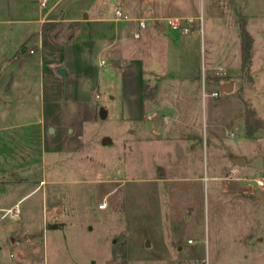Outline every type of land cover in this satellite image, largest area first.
Here are the masks:
<instances>
[{
  "label": "rangeland",
  "instance_id": "rangeland-1",
  "mask_svg": "<svg viewBox=\"0 0 264 264\" xmlns=\"http://www.w3.org/2000/svg\"><path fill=\"white\" fill-rule=\"evenodd\" d=\"M56 1L57 11L64 9L69 15L86 10L91 16L111 17L116 6L121 8L132 33L119 46L120 69L132 61L146 71L168 70L164 50L155 46L160 37H146V32L167 18H193L191 33L182 37L196 42L193 60L181 61L195 66L201 87L185 94L181 102L191 104L194 119L187 131L195 137L190 142L175 139L133 147L126 107L135 104V79L131 72L115 70L108 58L103 67L97 57L92 61L95 77L108 82L115 94L113 100L108 89L101 90L102 97L93 104L105 106L108 116L99 113L94 118V110L71 94L76 102L70 105H58L57 110L53 103L47 105L55 134L45 127L44 138L34 108L38 100L30 93L36 82L16 90L12 107L0 85V207L4 208L0 239L8 241L1 256L14 259L10 254L15 253L11 241L16 233L10 230L24 220L32 232L21 264H264V244L251 246L248 237L253 234L257 241L264 233V207L233 195L238 185L250 187L254 198L264 189L254 181L230 178L232 155L257 148L264 155V127L255 133L262 139L249 140L241 126L245 100L264 126V0H49L47 7ZM141 19L146 20V29L139 28ZM243 28L254 40L247 73L239 64ZM167 29L164 36L174 33ZM210 63L225 64L237 75L219 78L234 81L233 92L217 84L211 87ZM72 79L71 71L57 82L46 80V97L50 90L58 95L71 87ZM168 93L180 101L178 93ZM159 98L149 107L161 109L164 103ZM162 132L181 133L173 125L164 126ZM104 138L110 142L104 144ZM51 144L63 151L53 152ZM154 177L164 180L154 182ZM11 181L22 184L8 187ZM105 201L108 207L101 209ZM17 206L18 217L2 218ZM55 221L63 226L54 229Z\"/></svg>",
  "mask_w": 264,
  "mask_h": 264
},
{
  "label": "crops",
  "instance_id": "crops-1",
  "mask_svg": "<svg viewBox=\"0 0 264 264\" xmlns=\"http://www.w3.org/2000/svg\"><path fill=\"white\" fill-rule=\"evenodd\" d=\"M48 2L46 6H42L41 0H0V85L4 87L2 91L6 100H10V103L7 102L8 107H12L17 101L14 97L16 90L19 91L23 85L32 87L33 81L36 82L34 84L35 88H31L30 93L35 94L38 100L34 108H36L35 111H39L37 122L41 125L39 134L41 138H44L42 134L45 127L48 128L50 135L55 134V131L53 133L50 132L53 124V112L47 108L49 103H53L55 105L54 110H57L58 105L65 103L70 105L73 103L72 101L77 99L76 101L78 102L82 101V105L94 110V118H97L99 113L102 114L103 111L106 117L108 116L109 113L105 106L93 105L97 99L102 97L101 90L107 92L105 89L109 87L108 82L103 78L95 77L92 61L96 57L100 67L107 64L108 58L115 70L123 73L128 71L134 76H132L135 79L132 91L134 92L135 104L134 106L130 104V106L126 107L127 117L130 118L133 126L131 130L133 147H137L138 143L141 142H145L147 147H150L155 142L175 139L190 142L195 137L187 131L194 119L191 104L181 102L184 100L185 94L198 92L201 87L198 84V71L194 68L195 66L186 65L181 61L185 59V61L191 62L193 60L192 53L195 50L194 47H196L194 39L190 37L182 38L188 34H182L175 30H173V34L164 36L168 29L166 28L165 31H162L158 24L156 28L153 27L146 32V37H152L153 35L160 37L156 41L155 46L164 50L163 52L169 61L168 70H163L160 73L151 70L146 71L142 65L137 67L132 61H125L123 68L120 69L119 46L130 38L132 29L129 24L130 21L117 19V6L115 7V15L111 17L107 15L91 16L90 12L86 10L75 11V13L69 15L64 9L57 11L59 1H56L50 7H47ZM45 7L47 8L45 9ZM85 14H87V18H85ZM155 18L158 19L160 17ZM139 28L146 29L147 27L141 28L139 25ZM72 29H75V32L67 35ZM134 35L138 36V33L136 32ZM170 59L173 60L172 65H170ZM205 62L206 58L203 63V73L207 70ZM239 64L242 70V58ZM212 65L208 67L211 71L209 74L211 87H214V84L221 85L222 83L230 82L219 78L237 76L233 75L225 64L221 63L218 67ZM171 66L175 68L173 71L169 70ZM60 68L67 70L66 76L58 73ZM71 71L73 72L72 86L64 88L65 91H61L58 95L57 92L50 90L47 98V91H45L46 80L57 82L59 77H67ZM38 78L39 87L37 85ZM36 87L38 88L36 89ZM92 88L96 89V91H92ZM108 90L109 92L112 91ZM168 92L178 93L177 99L180 101L177 102L175 99H170ZM71 94L76 99L72 100ZM109 97L115 100L114 92H111ZM158 98L163 101V107L161 109L149 107L150 102ZM187 100L189 99L187 98ZM245 102L250 106L248 101L245 100ZM253 109L256 111L255 108ZM256 113L259 117L257 111ZM168 125L175 126L181 133L176 136L162 132V128ZM241 126L245 137L249 140L263 138L262 135L252 138L247 136L245 118H242ZM56 147L51 144L53 152L63 151L59 146ZM238 157L245 160V165L240 166L234 163V159ZM256 157H260L264 164V155L259 148L249 154L237 153L232 155L230 160V174H232V177L230 178L241 182L254 181L257 183L256 180L263 176L264 167L258 169L250 165ZM237 167L241 168V170H238ZM233 170L235 173H233ZM237 173L240 174L239 177L234 176ZM163 180V177L152 178L154 182ZM21 184L12 183L11 181L7 186L13 185L12 187H16ZM261 188L264 189V187ZM250 190L248 186L238 185V189L233 195L248 203L258 201V204L264 207V204L260 202V200H264V192L259 193L258 197L254 198ZM24 198L25 196L19 199L15 205H18ZM104 203H106V206L101 209L108 207L107 202L105 201ZM1 209L4 208L0 207ZM4 217L6 216L3 214L2 218ZM57 223L59 224L60 222L55 221L52 224L54 229L63 226V223L59 225ZM30 226V223L23 220L18 223V227L12 231L10 230V233H16V236L11 241L12 247L15 248V253L10 254V258H14L13 260H10L7 256H1V252L8 247V241L4 237L0 239V264H10L12 262L21 264L20 260H24L26 257L27 251L25 248H29L31 240L28 236L32 232ZM248 237L251 246L264 244V233L258 235L257 241L254 240L253 234H248Z\"/></svg>",
  "mask_w": 264,
  "mask_h": 264
},
{
  "label": "trees",
  "instance_id": "trees-1",
  "mask_svg": "<svg viewBox=\"0 0 264 264\" xmlns=\"http://www.w3.org/2000/svg\"><path fill=\"white\" fill-rule=\"evenodd\" d=\"M253 37L245 28L241 32V54H242V70L247 73L250 71V64L252 59ZM246 108V134L248 137H256L255 133L263 129V122L257 116L256 111L249 105H245Z\"/></svg>",
  "mask_w": 264,
  "mask_h": 264
},
{
  "label": "built area",
  "instance_id": "built-area-1",
  "mask_svg": "<svg viewBox=\"0 0 264 264\" xmlns=\"http://www.w3.org/2000/svg\"><path fill=\"white\" fill-rule=\"evenodd\" d=\"M48 0H41V5L42 6H46L47 5ZM116 17L119 20H128V16L123 14V11L121 10L120 7L116 8ZM166 22H164V26L166 28H169L171 30H175V31H179L182 34H190L192 31V23H193V18L191 17H172V18H167L165 20ZM139 25L141 28H145L146 27V20L141 19L139 20ZM104 64V62H103ZM220 70H222V68H220ZM213 96L217 97L218 96V92L215 91L212 93ZM233 173H235V171L233 170ZM257 183L259 186L264 187V177L258 178ZM106 206V203H102L100 205V208H104ZM5 216L7 215H12L14 217H18L20 215V209L19 207H15V208H10L7 209L4 213Z\"/></svg>",
  "mask_w": 264,
  "mask_h": 264
},
{
  "label": "water",
  "instance_id": "water-1",
  "mask_svg": "<svg viewBox=\"0 0 264 264\" xmlns=\"http://www.w3.org/2000/svg\"><path fill=\"white\" fill-rule=\"evenodd\" d=\"M85 18H87V14L84 15ZM159 28L162 30V31H165L166 30V27L163 25V24H159ZM58 73L60 75H63V76H66L67 75V70L65 68H60L58 70ZM221 88H223L226 92L230 93L234 90V82H225V83H222L221 85ZM101 116L103 118L106 117V114L105 112L103 111ZM50 132L53 133L54 130L53 129H50ZM110 142V140L108 138H104L103 140V143L104 144H108ZM234 163L236 165H240V166H243L245 165V160L241 157H238V158H235L234 159ZM251 166L255 167V168H258V169H262L264 167V164H263V160L260 158V157H256L251 163H250ZM261 203L264 204V200H260ZM112 263V262H111Z\"/></svg>",
  "mask_w": 264,
  "mask_h": 264
}]
</instances>
